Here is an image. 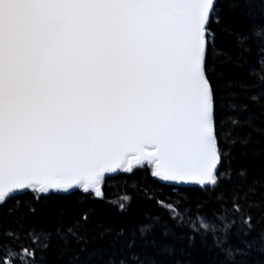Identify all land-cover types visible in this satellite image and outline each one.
I'll use <instances>...</instances> for the list:
<instances>
[{"label":"snow or ice","instance_id":"obj_1","mask_svg":"<svg viewBox=\"0 0 264 264\" xmlns=\"http://www.w3.org/2000/svg\"><path fill=\"white\" fill-rule=\"evenodd\" d=\"M0 264H264V0H0Z\"/></svg>","mask_w":264,"mask_h":264},{"label":"trees","instance_id":"obj_2","mask_svg":"<svg viewBox=\"0 0 264 264\" xmlns=\"http://www.w3.org/2000/svg\"><path fill=\"white\" fill-rule=\"evenodd\" d=\"M141 182V177L137 175L136 177L128 178H117L116 180L110 181L105 187L104 192L107 200L111 202L114 206H118L121 198L132 192L131 185L133 183ZM196 195L195 192L192 193Z\"/></svg>","mask_w":264,"mask_h":264}]
</instances>
